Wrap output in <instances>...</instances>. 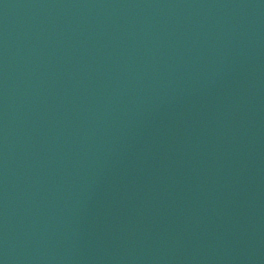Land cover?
Listing matches in <instances>:
<instances>
[{
    "label": "water",
    "instance_id": "obj_1",
    "mask_svg": "<svg viewBox=\"0 0 264 264\" xmlns=\"http://www.w3.org/2000/svg\"><path fill=\"white\" fill-rule=\"evenodd\" d=\"M0 264H264V0H0Z\"/></svg>",
    "mask_w": 264,
    "mask_h": 264
}]
</instances>
